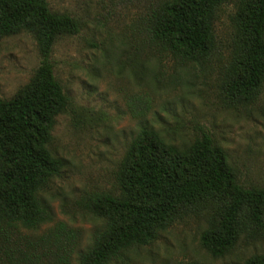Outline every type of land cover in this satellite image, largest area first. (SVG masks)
Returning a JSON list of instances; mask_svg holds the SVG:
<instances>
[{"label": "trees", "instance_id": "trees-1", "mask_svg": "<svg viewBox=\"0 0 264 264\" xmlns=\"http://www.w3.org/2000/svg\"><path fill=\"white\" fill-rule=\"evenodd\" d=\"M228 4L235 7L234 30L222 93L239 106L264 89V0H168L152 13L149 32L174 57L200 64L216 51L215 22ZM21 32L36 41L41 63L12 98L0 97V264H132L135 252L201 210L212 209L201 244L215 258L242 237L264 233V187H245L209 132L177 146L143 123L116 172L117 193L97 192L83 203L100 222L89 245L82 249L79 232L64 223L37 234L52 220L42 193L64 167L50 144L57 117L71 103L51 57L80 24L53 12L48 0H0V42ZM240 264H264V255Z\"/></svg>", "mask_w": 264, "mask_h": 264}, {"label": "rangeland", "instance_id": "rangeland-1", "mask_svg": "<svg viewBox=\"0 0 264 264\" xmlns=\"http://www.w3.org/2000/svg\"><path fill=\"white\" fill-rule=\"evenodd\" d=\"M168 0H48L53 12L74 17L80 32L61 37L52 62L71 98L57 117L50 149L64 162L42 193L53 213L37 234L58 223L79 232L82 249L100 222L84 207L97 192L117 193L116 172L143 123L177 145L209 132L228 155L245 187H264V89L252 103L229 105L222 93L235 7L223 6L215 22L217 48L200 64L182 61L153 43L150 18ZM41 63L31 34L0 42V97L12 98ZM149 107L144 117L135 115ZM135 114V115H134ZM212 209L177 221L157 241L134 253L132 264H240L264 255V233L242 237L225 257L201 244Z\"/></svg>", "mask_w": 264, "mask_h": 264}]
</instances>
